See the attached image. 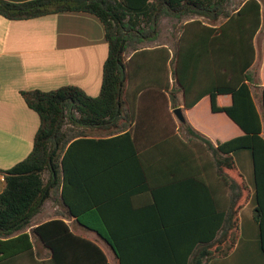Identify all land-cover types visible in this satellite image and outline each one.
Listing matches in <instances>:
<instances>
[{"label":"trees","instance_id":"obj_1","mask_svg":"<svg viewBox=\"0 0 264 264\" xmlns=\"http://www.w3.org/2000/svg\"><path fill=\"white\" fill-rule=\"evenodd\" d=\"M231 2L32 0L13 3L0 0V16L10 21H25L67 12L94 15L104 25L109 44L98 97H90L74 86L49 92H21L28 107L38 114L41 124L31 154L12 169L0 170L5 182V189L0 194V264H46L43 251L36 246L32 237L41 243L42 249L47 250L55 261L65 255L79 254L77 246L68 249L69 241L84 242L92 247V251L102 254L94 244L75 236L61 220L44 223L33 229L32 233L26 230L32 226L34 218L43 211L53 194H61V200L69 205V193L78 192L85 178L126 172L127 168L117 166L114 162L111 164L109 159L82 163L75 160L74 150L77 145H89L90 149L98 151L110 145L119 147L135 144L137 135L132 133L137 132L146 116L141 115L138 106V102L144 99L143 95L131 93L130 90L137 80H143L151 84L144 90L156 91L162 86L158 80L159 73H164L163 88L169 96L161 92L157 94L165 100L167 111L170 102L176 110L179 93L183 94L184 105L189 111L205 98H210L212 113L224 114L243 132V135L224 142L213 141L186 122L181 124L186 134L175 135L174 140L187 149L185 154L197 148V151L200 149V157L203 151L208 155L209 161L199 160L197 175H216L226 194L223 226L215 228L211 237L191 255L190 261L176 264H208L212 259L228 257L234 251L240 236L239 213L252 197V190L234 157L241 150H251L253 155L258 194V206L253 216L260 226L264 249V136L262 117L255 105L252 90L256 84V75L252 70L257 59L255 40L264 29V5L261 0H243L237 9L230 10ZM164 18H174L179 22L190 18L181 25L178 34H172L175 39L173 55L166 46L150 47L161 36ZM129 51L134 54L127 60ZM140 57L149 61L142 79L133 66ZM171 79L175 81L173 88ZM224 95L232 97L231 106L218 105V97ZM168 113L176 130L178 125L172 120L170 108ZM120 120L128 124L121 126ZM126 126L134 127V132L129 131L113 139H90L86 131L112 129L115 133ZM184 163L186 171H181L189 175V164ZM137 169L144 175L153 172ZM176 172L170 173L176 176ZM199 184L202 186L203 182ZM205 186L201 196L208 198V195L213 194V185L210 189L206 183ZM207 202L209 208L213 207L212 204L217 206L216 202ZM203 225L199 224V228ZM165 243L166 233H162L156 241H152V246H159L151 248V253L158 252ZM110 244L121 260V248L113 242Z\"/></svg>","mask_w":264,"mask_h":264},{"label":"crops","instance_id":"obj_2","mask_svg":"<svg viewBox=\"0 0 264 264\" xmlns=\"http://www.w3.org/2000/svg\"><path fill=\"white\" fill-rule=\"evenodd\" d=\"M6 1L22 3L32 0ZM174 40L171 36L161 44L169 48L172 55L175 53ZM255 43L257 59L252 70L256 84L252 90L262 117L264 136V29ZM154 46L157 45H150ZM133 54L129 51L127 60ZM108 55L104 25L94 15L67 12L25 21H10L0 16V170L12 169L31 154L40 128L38 114L28 107L21 92H49L74 86L90 97H98ZM147 60L140 57L133 64L141 79L149 66ZM158 80L162 86L151 92L144 90L151 84L143 80L132 85L131 93H140L144 97L138 106L141 115L146 116L136 133L134 127L128 126L115 133L112 129L86 130L90 139H113L133 131L132 134L137 135L135 144L110 145L98 151L90 149L89 145H77L74 150L75 160L82 163L109 159L111 164L114 162L127 168L126 172L85 178L78 192L69 193V205L61 200V194H53L26 230L32 233L44 223L61 220L75 236L91 242L102 254L92 251V247L84 242L69 241L68 249L77 246L79 254L65 255L55 261L32 237L43 251L46 264L185 263L211 237L218 225L223 226L226 213L223 184L216 175H197L199 160L209 161L204 151L201 157L197 148L189 151L193 154H185L188 151L184 145L174 140L175 135L186 132L181 129L182 123L174 115L175 109L170 102L168 111L170 108L172 120L178 125L176 130L173 128L165 100L157 94L161 92L169 96L163 88L164 73H159ZM174 86L175 81L171 79V88ZM177 99L176 109H182L186 121L213 141L224 142L243 135L242 130L224 114L212 113L210 98H205L191 111L184 105L183 94L179 93ZM232 104L231 96L218 97L220 107ZM124 123L119 121L121 126ZM234 157L252 190V197L239 213L240 236L234 251L228 257L212 259L208 264H264L262 232L253 216L258 206V194L252 151L241 150ZM184 162L189 164V175L182 173L186 171ZM137 168L153 172L144 175ZM171 171H177V175L173 176ZM199 182L203 185L200 186ZM205 183L209 189L213 185V194L208 198L201 196ZM4 189V177L0 174V194ZM207 201L216 202L218 207L212 204L213 207L209 208ZM199 224L204 225L199 228ZM162 233H166V243L152 254L151 248L159 246H152V241ZM110 242L121 248V260Z\"/></svg>","mask_w":264,"mask_h":264},{"label":"rangeland","instance_id":"obj_3","mask_svg":"<svg viewBox=\"0 0 264 264\" xmlns=\"http://www.w3.org/2000/svg\"><path fill=\"white\" fill-rule=\"evenodd\" d=\"M264 5V0H261ZM243 0H232L231 6L229 7L230 10L237 9ZM190 18H185L182 22H179L177 19L174 18H164L161 22V36L157 42H154L152 45H161L167 42V39L172 36L173 33L178 34L181 25L185 22L189 21ZM171 39V38H170ZM47 177V175H46Z\"/></svg>","mask_w":264,"mask_h":264},{"label":"water","instance_id":"obj_4","mask_svg":"<svg viewBox=\"0 0 264 264\" xmlns=\"http://www.w3.org/2000/svg\"><path fill=\"white\" fill-rule=\"evenodd\" d=\"M174 115L182 124H185L187 122L182 109H176L174 111Z\"/></svg>","mask_w":264,"mask_h":264}]
</instances>
